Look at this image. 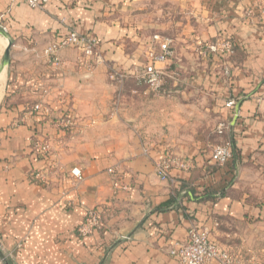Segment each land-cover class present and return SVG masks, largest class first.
Here are the masks:
<instances>
[{
  "label": "crops",
  "instance_id": "crops-1",
  "mask_svg": "<svg viewBox=\"0 0 264 264\" xmlns=\"http://www.w3.org/2000/svg\"><path fill=\"white\" fill-rule=\"evenodd\" d=\"M72 29L96 37L105 64L87 68L75 48L61 49L56 64L46 49ZM155 34L173 44L157 65L167 75L172 63L182 69L159 98L139 79L159 48ZM220 36L235 46L230 77L201 49ZM37 103L48 111L32 113ZM63 116L74 121L68 131L55 125ZM46 139L62 171L49 183L32 176L43 165L36 142ZM226 140L234 158L220 166L210 148ZM168 154L181 165L164 180L155 164ZM258 168L264 0H0V264H182L169 250L192 226L264 249V198L248 179ZM91 208L103 224L81 236Z\"/></svg>",
  "mask_w": 264,
  "mask_h": 264
},
{
  "label": "built area",
  "instance_id": "built-area-1",
  "mask_svg": "<svg viewBox=\"0 0 264 264\" xmlns=\"http://www.w3.org/2000/svg\"><path fill=\"white\" fill-rule=\"evenodd\" d=\"M33 8H41L46 3L53 0H23ZM3 30H7L3 27ZM159 48L149 54V62L140 70V81L148 85L149 90L160 92L165 85V69L158 66V62H167L173 55L172 39L163 37L160 34L154 35ZM63 48H75L81 52V63L85 66L92 67L105 63V57L100 50L98 40L92 34H81L72 29L60 42L53 43L46 49V53L54 56L56 64L61 63L59 51ZM204 54H214L220 58L221 73L226 77L232 75V68L229 66V59L235 53L234 42L228 36H220L213 42L205 43L201 46ZM120 79L125 78L126 74L121 73ZM235 100H229L226 105L234 106ZM45 111L48 109L41 103H37L33 110ZM55 125L65 131L71 129L74 121L71 116H63L57 120ZM227 125L224 122L219 123L216 132L223 134ZM35 149L39 158L43 162L42 167L35 169L32 176L35 180L49 183L52 176L59 175L62 171L57 161L58 150L54 141L51 139L39 140L36 142ZM234 158V144L231 140L222 141L213 144L210 148V159L215 164L225 166ZM181 165L177 157L168 154L164 159L156 162L155 166L158 175L166 180L170 178V170L173 166ZM112 171V169L110 170ZM62 174V173H61ZM75 177H80V172L72 171ZM103 224V213L100 209H88L84 222L79 227V235L86 236L92 234ZM170 254L177 257L182 264H210L216 261L217 264H254L258 257L252 253L244 252L241 247H233L211 238L208 228L199 229L192 226L188 230V237L185 241H177L169 250ZM264 256V251H262ZM249 256V257H247Z\"/></svg>",
  "mask_w": 264,
  "mask_h": 264
},
{
  "label": "rangeland",
  "instance_id": "rangeland-1",
  "mask_svg": "<svg viewBox=\"0 0 264 264\" xmlns=\"http://www.w3.org/2000/svg\"><path fill=\"white\" fill-rule=\"evenodd\" d=\"M81 58H82V56H80V60H79L80 63H81ZM103 64H105V63H103ZM173 65H174L173 63L171 65H169L170 66V70L172 71V74L171 75H167V74L165 75V85H164L163 89L160 92H154V91L150 90V93H152L154 96H156L158 98L161 97V96L165 97V95H164L165 91L168 92L172 88H175V86L173 85V81L175 79H177V78L178 79L181 78L182 69L179 70L175 66L173 67ZM97 66L98 65H94V66H92V68L97 67ZM87 68H91V67L87 66ZM167 69L168 68H165V71H167ZM144 84H146V83H144ZM147 87H148V85H147ZM166 98L171 99L170 97H168V95H166ZM184 99L187 100V98H184ZM184 114H188V113H184ZM196 117H197V119L206 118V116H199V115H196ZM198 129L201 130L202 127H199ZM216 129H217V126H216ZM248 179L250 181H255L252 184V188L253 189H251V190L254 191L253 193L255 195H257L258 199L260 200L261 197L264 198V169H259L258 168L257 171L252 173V175H249ZM258 183L261 184V186H259ZM249 193H250V190H249ZM263 227H264V225H263ZM235 228H237V227H235ZM263 230H264V228H263ZM243 250H244V252L249 253V255L254 253L258 257L259 260H257L254 264H263L264 263V256L262 254V251H264V249L256 250V249H248V248L244 247ZM247 257H249V256H247Z\"/></svg>",
  "mask_w": 264,
  "mask_h": 264
},
{
  "label": "water",
  "instance_id": "water-1",
  "mask_svg": "<svg viewBox=\"0 0 264 264\" xmlns=\"http://www.w3.org/2000/svg\"><path fill=\"white\" fill-rule=\"evenodd\" d=\"M9 52H10V49H9V47L6 49V52H5V56H6V58H8L9 57Z\"/></svg>",
  "mask_w": 264,
  "mask_h": 264
}]
</instances>
